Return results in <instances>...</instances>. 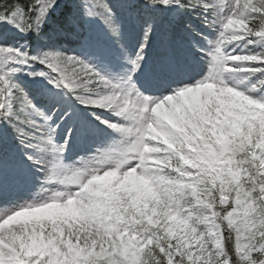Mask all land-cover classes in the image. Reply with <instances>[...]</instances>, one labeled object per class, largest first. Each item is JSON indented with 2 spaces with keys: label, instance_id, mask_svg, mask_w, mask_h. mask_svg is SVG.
Segmentation results:
<instances>
[{
  "label": "snow or ice",
  "instance_id": "6c2138e0",
  "mask_svg": "<svg viewBox=\"0 0 264 264\" xmlns=\"http://www.w3.org/2000/svg\"><path fill=\"white\" fill-rule=\"evenodd\" d=\"M0 264H264V0H0Z\"/></svg>",
  "mask_w": 264,
  "mask_h": 264
}]
</instances>
